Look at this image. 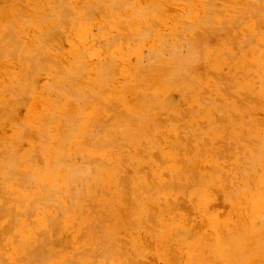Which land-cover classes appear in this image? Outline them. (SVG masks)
I'll use <instances>...</instances> for the list:
<instances>
[{
  "label": "bare ground",
  "instance_id": "6f19581e",
  "mask_svg": "<svg viewBox=\"0 0 264 264\" xmlns=\"http://www.w3.org/2000/svg\"><path fill=\"white\" fill-rule=\"evenodd\" d=\"M67 1H64V2H67ZM115 1H118L117 6H119L123 3L122 2L123 0H115ZM127 1H130V0H127ZM164 1H166V0H164ZM168 1H170V0H168ZM171 1H173V0H171ZM197 1H198V4L201 5L204 13L206 12V13H209L210 15L216 14L214 16L215 19H216V17L217 18L220 17V14L222 12L224 14L228 13L229 16H231L230 17L231 24L229 22V26L231 25L232 29H234L238 24L240 25V23H241L243 26V30H241V31L237 30V32H236V30L235 31L230 30V27L228 28V26H226L228 22L225 23V19H223L224 17L226 19H228L229 16L227 15L228 16V18H227L226 16H223V14H222V19L224 21L222 20V22H221L219 20L222 26L220 25V23H218L220 25V27H222V28H218V29L204 28L205 30L202 29L203 27L200 28L199 27L200 25H202L204 23H205V25L207 24L205 21L209 18V16H208L207 19L203 21L204 23L201 22L202 19L200 20V24L198 23L199 21L197 20L198 22H196V23H197V26H198V24H199V26L198 27L196 26V28L198 29V31L195 30V27H192V26L196 25V23L194 21L195 18H194L192 20V21H194V23H191L192 26L189 25L191 27L184 29L185 30V32H183L184 35L181 34V30H179L178 27L174 26L175 24L172 25L173 27L170 26L169 27L170 29L168 28L170 30L169 32H167V33H170L169 35H167V34L163 35L165 33H161L162 30L160 31L159 28H161V29L165 28L164 26L161 27V25H162L163 21L166 22L168 20L166 16H168V12H170V11H167V10H170V9H168L165 6V3L162 0H153L152 2L149 1L146 3L145 6L144 5L142 7L136 6V8L138 10L136 8L131 9L130 14L128 16L129 20L131 21V24H129V26L127 28L123 27L121 29V31H117L118 32L117 39L113 38L114 39L113 42H111V43L107 42V44L104 45V46H111V48L107 47L108 48L107 50L105 49L106 47L104 48L106 50V52L103 50L104 53L110 55V58L108 57L109 58V64H108L109 66L107 68V71H109L110 73H108L107 71L105 72L104 69L102 70V68H99L100 67L99 66L96 71L99 74L98 77H100L101 80L99 79L100 81H98V80L92 81L86 77L82 78V75L85 74L86 70L87 71L89 70L88 66H86V67L81 66L79 69H77L78 71H75V72H72L70 70L71 68H69V67H67V68L61 67L64 70L61 69L62 71L60 73H57V71H56V75L52 80L53 84L46 86L45 89L43 88L41 90L42 92L45 91L46 97L44 98L45 100H43L42 103L40 102V106H39L40 117L45 115L44 112L47 111L45 118L51 119L52 121L50 120V123L58 122L57 124L59 125L58 128L60 131V135L58 137L60 138V142L64 141L67 144L68 142H70V141H68V140H70V137L73 136L74 134H76L77 129H78L79 133L88 132V129H87L88 126L95 123V124H97L98 127H96V129L93 128L94 131H97L99 126H100V128L102 127V130L101 129H100L101 131L98 130V132L95 134L98 135L99 137H101L102 135H103V137H105L104 136V128H105V130L107 131L106 134L110 135L112 138L114 136L116 137V142L114 141V143L113 142L112 143H113V145L116 143V147L118 145V148L114 147V148H116L115 149V158L111 155L110 156L106 155V153L104 152L106 150V149H104V146H106V145L108 146V143H110L111 140L108 141V143L106 141H105V143L104 142L101 143V142H99V140H101L102 137L99 139V137L96 136L95 134L91 136L89 134L91 131L89 133H85L87 139L85 140L86 137H84V142H81L80 140L76 141V144L78 146H80L81 149H83V147H85L84 146L85 142H88L89 144H91V145H89V144L88 145L91 147H94V148L96 146L100 147V144H101V150L99 151L100 152L99 161L97 163H95L94 161H93L94 163H91V164H94V166H96L95 164H97V165L99 164V166L96 167L95 170L93 169L95 167H93L91 169L92 165L89 164L90 162H88V161L92 160L91 158L87 157L88 160H84V158L86 157L84 155L85 157H83V160H84L83 163L86 161L88 164L87 163L83 164L81 161L82 164L80 166V165H78V164H80V161L75 163V160L77 158H79V156L77 157L73 154L76 158L74 157V159H72L73 156H72V158H70V157L68 158V156H66V154L60 150V147L57 148V152L54 153L55 165L53 164L54 165L52 167L53 172L51 173V175L54 174L55 176H57V174H58L57 170H59V172H61V176L65 180V183L68 184V189L69 190L74 189L75 191L70 190L71 192L73 191L71 193V198L69 196L65 197V195H63L65 193L62 191L66 192V189L62 190L61 192L58 190L55 191L56 188L54 186H56V185H54L53 188H55V189L51 188V190L53 189L54 191H50V193L47 192L48 193L47 195L51 194V192H52V194H51L52 197H51V195H49L50 199H49V196L47 198L51 202H54V200H55V203H56V204H54L55 207L53 205L54 210H50L52 205L50 204L51 202L48 203L49 202L48 200H46V202H44L45 200L43 202L42 201L40 202V201H38V199H36L34 201L32 199V201L34 203L30 202L32 204V206L30 204L29 205L30 207H28L23 200L18 199L17 204L25 207L27 212L29 211L28 213L25 212L26 214H24V215H26L27 217L25 216L24 219L27 220L28 222L29 221L31 222L30 223L31 230H33L35 228L36 233H37V237L39 240L35 244H33V241L31 243L25 244V246H24L25 252L23 253V257L21 259V262H23V264H42L43 262H45L44 261L45 259L49 261L48 257H50V256H48V254H50L49 252L54 251L53 247L50 248V246H52V244L54 243V239L56 237H59L58 234L63 231L62 229H66V230L71 231L73 234V235H71L73 237V239L79 238V237H77V235H79L77 231H80V236L82 234L81 237H83L85 235V236L90 237V238L96 237L101 241H105L103 248L102 247H98L99 249L97 248L98 251H100L101 248L103 249V251H102L103 253L100 252V254L102 253L101 254L102 258L103 257L105 258V259L103 258L104 264H119L118 262L111 261V257L114 256L112 254V253H114L113 242L118 241V240H115L116 239L115 238L116 233L114 234L111 232L114 229L119 228L117 225L119 224L120 220H121V223L119 224V226L120 225L123 226L124 221L127 220V217L123 216L126 220H122L121 217L116 219L115 218L116 216H113V218L116 219L115 220L112 218V215H114L117 212L116 211L117 206H120L123 204L122 201L124 200L123 198H125L127 196L126 194H128V196L132 195L133 191L131 192L132 189L130 188V185H134L136 179H137L139 187H142V189L144 190V192H142V195H143V193L145 195H147V197L144 201H149V205L147 204V205L143 206L140 203L141 201L137 200L135 203V207L138 209L144 210V212L146 213V219L149 218V215L151 216L150 213H153V212L155 213V214L153 213L154 220L151 219L152 220L151 224H149L150 220L147 221L144 218V220H146L148 226L151 227L150 225H154L155 229H157V228L160 229V227L162 228L161 222H164L166 224L171 223V225L175 229V234H174L175 236L174 237L172 236L173 234L171 236L164 237V243L166 244V246L168 248H174V244L180 246V243L182 241L177 242L175 240V238H177V237L184 236V237H187L188 239L196 237L195 236L196 233H194L193 236L191 235L193 233V231H195V229L192 228L193 226L191 227L193 229V230L191 229L192 230V231H190L191 233L189 232L188 228L184 227L185 225L181 226V223L179 221V219L181 218V212L179 211V208L181 206H183L187 209L188 214H190V210H194L197 208L202 213L204 218L210 217L209 221L212 225V228H214V232H215L217 229V216L213 212L215 211L214 208L217 207L216 205L218 203L220 205V202L226 203L228 201L234 202V203H238V202L242 203V201H245L247 199L245 194L243 195V191H245L244 188L251 186V184L252 185H261L262 184V181L257 176H258V174L264 173V134H260L261 141L259 143V146L257 145L258 151H257L256 157L253 158V161L250 160V157L247 156V153L245 155V153L242 151L243 147H240L241 150L238 149L239 153H240V151H242V154L241 153L239 154V153L234 151L236 145H235V143H233V145H232V142L229 140V136L230 137L235 136L237 132H240L242 130V128L244 129V127H246V126H248L250 128L249 130H253L254 128H259V126H261L260 122L258 121L259 119L256 120V118L253 116V113L257 110H261L264 108V105L260 101V99L264 100V0H209L210 4L208 2L205 4V2H203L202 0H197ZM173 2H175V1H173ZM189 2H190V0H189ZM215 2H219V4L218 5L216 4V6H215L214 5ZM134 3H136V1ZM213 5H214V7H213ZM61 6H64V8H65L66 4H63ZM217 6H219V7H217ZM122 7L124 8V6H122ZM61 8H63V7H61ZM5 9H7V8H5ZM190 9H194V8H190ZM216 10H218V12L221 11V13L220 12H219V14H218V12L216 13ZM119 11H120V9H119ZM70 12H69V15L72 13V12L71 13ZM191 12H189V13H191ZM120 13H122V12H120ZM192 13H194V12H192ZM56 14H57V12H56ZM73 14L74 13H72V15ZM88 17H90V16H88ZM190 17H191V15H190ZM125 18H127V16H125ZM128 18H127V20H128ZM210 18H212V17H210ZM220 19H221V17H220ZM129 20H128V23H130ZM210 20H213V18ZM217 21H218V19H217ZM119 22H122V21H119ZM166 24H168V23H166ZM224 24H226V25L223 27ZM122 25H127V24H125L123 22ZM177 25H178V23H177ZM239 25H238V27H239ZM73 27H75V25H73ZM76 27H77V25H76ZM184 27H186V26H184ZM67 28L69 29V27H67ZM10 29H11V27H10ZM72 29H74V28H72ZM158 29L160 32H157ZM186 30H188V31H186ZM189 31L191 33L194 31L195 34L192 33V35H191V33L190 34L187 33ZM204 31H206V32H204ZM208 31H211V32H208ZM151 32H155V34L150 35ZM185 33H186V35L189 34L188 37L185 36ZM180 36H181V38H180ZM13 41H15V40H13ZM239 44H243L244 46L238 47ZM208 46H215L218 49L215 50V53L212 56H209L207 58V55L205 54L206 52H204V49ZM101 48L103 49V47H101ZM109 48H110V50H109ZM183 48H185V49H183ZM82 49L84 50L83 52H85V51L89 50L90 48L87 49L86 47H84ZM235 49L238 53L237 52L234 53L235 57L233 58L231 55V54H233V52L232 53H229V52H231L232 50L234 51ZM183 50H185V51H183ZM83 55H84V53H83ZM83 55H82V57H83ZM133 57H135L136 62L134 63V66L132 67L130 65V63H131L130 60ZM231 58H232V60H231ZM229 59H230V62H229ZM233 59H235V60H233ZM75 61H81V60L79 59V60H75ZM119 61L122 64L121 63L119 64L118 63ZM57 64L58 63H56V65ZM225 64L231 65V68H237L238 70L241 71V73H242L241 78L243 79V83L239 84V80H237L235 77H231L230 74H224V71H222V65H225ZM150 67L151 68L161 67L166 71V74H162L159 71V69H156L155 75L154 74L151 75L150 73L144 74V72H142V71H144V69L147 68L146 70H148ZM119 68L121 70L118 73L124 74L126 76V82L123 85L112 84L111 82L108 81V79H105V78H104L105 80L102 79L104 76L108 77L107 75L114 74L113 72L119 71L118 70ZM200 68H202L201 71H200ZM47 69H48V67H47ZM47 69H46V71H47ZM42 70H44V69H42ZM116 72H115V77L117 75ZM34 74H35V72H34ZM79 77L82 79H80ZM110 80H112V79H110ZM200 85L203 86L202 89L199 87ZM256 85L259 86L258 91H256ZM109 87H111V88H109ZM174 90H177V93L180 91L179 93H181V94L185 93V91H190L192 96H191V99L189 100V109L188 110L180 109L178 105H175L172 103L170 91H172V93H173ZM181 94H180V96H185V95L189 96L186 93L184 95H181ZM42 95L44 96L45 94H42ZM106 95L107 96L109 95L107 97V98H109V99H107L108 103L106 102L107 100L106 101L103 100L104 101L103 102L100 99L102 97H106ZM97 96H102L100 98L98 97L101 101L98 98H96ZM129 97H131V100L128 102ZM69 98H73L74 101L76 99L77 101H80L81 104L75 103L74 101L70 102ZM232 98H234L236 100H233ZM49 100H51L52 103H50L51 101L49 102ZM109 100H111V101L109 102ZM230 100L232 101V106L234 108L239 109L241 112H243L242 114H240V116L238 115V117H236V115H235L236 113L229 110V108L231 107ZM24 101H25V99H24ZM96 101H99L100 103L96 102ZM90 107H94L92 112H89ZM120 109L121 110L123 109L125 111L126 115H124V113L122 112L124 119H123V116L121 115L122 113H121ZM159 110H164L166 112V114H169V113L172 114L173 117H172L171 123L174 127H176V130L179 129L180 134H182L181 136H179V134H178L179 132H177V134H175V135L169 134V132H168V134L172 135L173 138L168 137L169 139L167 138V139L159 140V139H156L154 137L155 133L154 134H152V133H153V131L155 132V128H157L160 125V122L158 120H156L157 114L160 112ZM110 111L115 112V113L117 111V113L112 114V113H110ZM119 112H120V114H119ZM108 113L112 114V115H110L111 117L113 115L115 116L118 114L121 116L120 118L122 120L121 119L118 120L116 118L114 119V116H113L114 120L112 118H109L110 119L109 122L104 121L103 118L105 116H107ZM140 113L142 114V116L139 117L140 118L139 119L138 117H136V115L140 114ZM5 115H7V114H5ZM5 115H4V117H6ZM11 116L12 115L9 116L10 120H12ZM242 116L244 117V119L239 120V117H242ZM249 116H250V119H247ZM4 117L1 119V122L4 119ZM137 119H139V123H138ZM13 120H12V122H13ZM111 120H112V122H111ZM46 121H48V120H46ZM142 121H143V123H141ZM251 121H256V122L251 124L250 123ZM104 122H105V124H104ZM25 124H27V122ZM48 124L49 123L47 122V124H46L47 126H45V129H47ZM49 125H51V124H49ZM61 126H63V128ZM24 129H26V128H24ZM45 131L47 132V130H45ZM68 131L70 132V135L67 133ZM94 131H93V133H94ZM22 132H24V130ZM99 132H102L101 136H100ZM242 132H244V131H242ZM242 132H241V137H240L242 139H240V141L248 142L249 143L248 146H249L250 150H252L255 147V144H254V147H252V144L254 143L252 141V140H254V138L252 139V136L250 134L252 132H250V131H247L244 133H242ZM43 133H45V132H43ZM43 133H42V137L44 139V142H42V143L45 145V142L49 141V139H47V137H45L46 135L45 134L43 135ZM87 134H88V136H87ZM150 134H152L153 136H151V139H147L146 143H143V141L138 139L142 135L150 136ZM23 135L25 136L26 133H23ZM29 135H31V134H29ZM40 136H41V134H40ZM147 136H145V137H147ZM20 137L23 138L22 135ZM20 137H19V139H21ZM115 137L113 138L114 140H115ZM35 138H36V135H35ZM97 138H98V141H97ZM32 139H34V138L32 137ZM35 140H38V139H35ZM35 140H34V142H35ZM106 140H107V138H106ZM129 140L131 141L132 144H134V148L136 149V151L141 146H143V150H144L145 145H143V144H147L150 147H153L154 145H159L160 143L166 144L168 150L164 151L163 148H161V146H160V148H158L155 152H152L151 148L148 149L147 152L145 151L146 156H147L146 159L147 160L152 159V160L148 161V162H142L139 158H137L136 162H137V165L139 167L137 169H135V172L132 173L133 177H131L132 176L131 174L129 176L127 175V171L125 172V170H127V169H126V167L123 166V163H125V160H127V158L125 157L124 151L122 149V148H124L123 141L126 142ZM137 141L140 143L139 148H137V146L135 145V142H137ZM94 142H97L98 144L99 143L100 144L95 145ZM48 145H46V150H47ZM54 145H56V144H54ZM67 145H69V143ZM67 145L65 146V149L62 147H61V149H64V151H66ZM179 149L181 150V152L178 151ZM67 150H68V148H67ZM224 150H226V151L229 150V151L224 152ZM35 152L36 151H34V153L29 152L27 154V157L25 155L26 158L24 159L23 162H25V160L28 158L30 160L31 159L33 160V158L37 159V156L39 157L40 154L45 153V150H44V152L38 151L40 154L38 152L37 153H35ZM52 152H53V150H52ZM137 152H135V153L138 154ZM202 152L204 153V155H202ZM16 153H18V152H16ZM76 153H78V151H76ZM86 153L88 154L89 150ZM8 154L10 155L9 152H8ZM104 154L106 155V158H108V159H106V160L101 159V156ZM11 155H13V154H11ZM88 155L92 156V154H90V153ZM222 156H224V157H222ZM4 157H5V155H4ZM4 157L3 158L1 157V158L5 159ZM6 158L7 159L5 160V162L2 161V162H4L3 165L0 166V170H3V172L2 171L0 172V206H2V208H0V220H3V218L4 219L8 218L9 219V220L7 219L8 222H21V218H23L22 217L23 213L20 214V216H18L17 214H14V208H13L14 205H11L10 207H6V206H4V202H5L8 194H10V193L14 194V195L16 194L12 190L13 187H23V185H21L22 182H23L22 184L27 185V183H31V182L35 181L37 179V176L35 177L31 174V172L25 171V174L23 175V177L21 175H17V176L21 177V178L19 177V179H18L16 176V174H18V172H16V168L13 165L14 160L12 158H14V155L12 156V158L9 156H6ZM52 158H50L51 159L50 164L52 163V160H53ZM223 158H224V160L226 158L229 161V163L227 165L220 163V161ZM95 159H97V158H95ZM79 160H82V158ZM102 160H103V162H101ZM14 162L16 163V161H14ZM168 162H171L170 165L168 164ZM197 162H201V163L203 162V163H205V165L207 164L210 168V171L206 167V169L209 171L208 174H206V175L204 174L205 176L200 175L198 177L199 180L194 181L195 190L198 189V192H197L198 196L196 193L192 197V199H189L190 194L187 195L185 193V188L189 184H191L192 180H194L192 177V173H193L192 171H193L195 166H198ZM34 163L36 165L35 161H34ZM41 164L43 165L44 163L42 162ZM102 164L104 165V168H106V171H105L106 174L103 172V175L100 177V181H99V178L96 177L97 182H94L93 178H90V176H91L90 172L93 171L94 172V173L92 172L93 174L98 173L96 171H99L102 168ZM84 165H86V167ZM87 165H89V166H87ZM200 165H202V164H200ZM51 166H52V164H51ZM54 167H56L55 170H54ZM83 167H84V169H83ZM87 167H89L90 169ZM36 168H38V165ZM86 168H87V170H85ZM104 168H103V170H104ZM204 168H205V166H203V169ZM128 170H129V168H128ZM198 170H196V171H198ZM62 171H64L63 175H62ZM82 171H84V172H82ZM123 171L126 173V175H123ZM87 172H89L90 174H88ZM200 172L198 174H200ZM21 174H23V173H21ZM79 175H81L82 178L81 177L78 178ZM86 175H87V177H86ZM122 175L127 177V180H124L125 182L123 184L128 185L127 188H128V190L130 188L131 194H129V192H126L127 189L125 191V189H124L125 187H123V185H122L123 188L121 187L120 182L123 181ZM134 175H136V179L134 178ZM45 176H47V174H45ZM123 179H125V177ZM98 181H99V183H98ZM24 182H26V183H24ZM76 186L78 188H75ZM38 187H40V186H38ZM42 187H44V188H42ZM42 187H41V190L43 189V191H46V190L49 191V189H46V186H42ZM57 187L59 188L58 184H57ZM20 189H22V188H20ZM30 189L33 190V188H31V187H30ZM121 189H123L126 192L125 193L126 196L124 195V193L122 194L123 190H121ZM190 189H193V188H190ZM251 189H253V187ZM27 190H29V187L25 191H27ZM159 190H162V191L168 190V192H169V190L171 191L170 196L172 199L171 198L170 199L172 201L171 203L174 206L172 204H167V205H172L171 207L169 206V208L171 209V212H172V215L174 216V218H176L175 221L171 220V216H169L170 214L167 216L168 218H166V219L164 218V217H166L165 215H167V213L165 214L164 210H168L167 209L168 207L164 205V207L166 209L163 210V209H161L163 207L160 208V206H161L160 205V198L157 196L158 193H160ZM135 191L136 192L138 191V195H141V191L139 194V190L135 189L133 192L134 196H137V195H135V193H136ZM53 193L56 195H54ZM1 194H2V196H1ZM69 194L70 193H68V195ZM166 194H168V193H166ZM142 195H141V197H142ZM15 196H17V195H15ZM54 196L55 197L57 196L58 202L56 201ZM60 196H62V200H64V197L67 199L69 197L68 202L70 201L69 204L71 206L69 205L67 208H64L62 206L64 209H61V210L59 208L57 209V207H61V206H58L59 201H60ZM2 197H4L5 199ZM127 198L128 197H126L125 199H127ZM130 198H133V197H130ZM67 199H66V201H67ZM142 199H144V197ZM170 199H168L167 202H169ZM133 200L135 201V199H133ZM163 200L164 199L161 198V201H163ZM131 201L128 198V202L131 203ZM193 201H195V203H193ZM218 201H220V202H218ZM250 201H251V204L253 206L255 213H257L259 210H261V214L264 213V200L263 199L258 198L256 195H254V196H252ZM79 202L84 203L83 204L84 206L80 209H78V207H79L78 203ZM163 202H162V205H163ZM182 202H183V204H182ZM39 203L40 204L44 203L43 206H45V207L44 208L41 207L38 209ZM73 206L74 207L76 206L75 210L79 214V216L76 218V220H74L75 223L71 219L67 218V213H66L69 210V207L71 208ZM103 206H105L104 207L105 212L103 214H101L102 212L100 213L99 210ZM150 206H151V208H150ZM84 207H87V209ZM128 207L129 208L134 207L133 202L131 204V207L130 206H128ZM128 207H126V208H128ZM226 207L229 208L230 206L227 205ZM55 208L57 209L56 212H55V210H56ZM120 208L121 207H119L118 210ZM129 208L127 209L128 213H129ZM136 208L134 209V211L137 210ZM224 208H225V206H224ZM224 208H222V209L224 210ZM231 209H234V208L232 207ZM48 210H50V213L52 215L48 216L46 214V213H48ZM75 210L73 209V211H75ZM225 210H227V209L225 208ZM225 210H224V212H225ZM131 211L133 212V209H130V212ZM150 211H152V212H150ZM99 213L101 215H103V217L101 215L99 217L98 216ZM135 213H133V215ZM223 213H222V216H224ZM45 214L47 216H45ZM55 214L56 215L58 214V215L56 216ZM80 214L85 216V218L80 217ZM116 214L119 215L118 213H116ZM126 214H127V212H126ZM184 214L186 215V211ZM187 216H189V215H187ZM28 217H29V219H28ZM131 217H132V214H131ZM136 217H138V216H136ZM111 218L114 221L118 222V224H116L117 227H114L115 226V224H114V226H113L114 228L111 227V229H110V227H108L106 230V224L109 220H111ZM134 218L135 217H133L132 219H134ZM142 218H140V219H142ZM190 218H191V216L189 218L187 217L188 220L185 222H188V221L191 222ZM135 220L136 219H134L132 222H134ZM142 220H141V222H142ZM144 220H143V222H145ZM111 221H109V222L111 223ZM122 221H123V223H122ZM85 222L87 224H89V226L87 228L88 230L86 229L87 232L86 231L84 232V226L86 225ZM109 222H108V224H109ZM146 222H145V226L147 225ZM190 222H188L186 224L188 225ZM192 222H194V221L192 220ZM242 222L244 223V221H242ZM5 223L7 225V222H5ZM135 223H137V221H135ZM261 223L262 224L264 223V218L262 216L260 217L258 224L260 225ZM258 224L256 225L255 228L259 227ZM262 224L260 225V227L262 226ZM6 225L0 226V242H2L4 239H6L8 237V234L5 233V229H4L6 227ZM94 225H95V228H94ZM128 225L129 224H127V226ZM136 225L138 226V224H136ZM140 225H143V224H139V226ZM96 226H97V228H96ZM120 228L123 229L124 227L123 228L120 227ZM120 228H119V230H120ZM130 228L132 229V227H130ZM137 228H135V230ZM198 228H199V225H198ZM245 228H247V227L245 226ZM96 229H99L100 231L97 232ZM146 229H147V226H146ZM110 230H112V231L110 232ZM149 230L154 231L150 228H149ZM243 230H244V226H243ZM157 231H158V229H157ZM123 232H124V229H123ZM132 232L134 233V231H132ZM199 232L200 233H198V232L197 233H198V235L201 236V239H200L199 243L197 245L193 246V248H192V251L195 254H197V256H196V258H194L192 260V262L190 264H207V260L204 258V253H206L208 251H210L211 253L216 251L217 243L215 241L214 236L211 239L210 237H208L207 234L201 232L200 230H199ZM118 235H120V234L118 233ZM219 235H220V237L218 240H220V242H219L218 248H221L223 251H227V253L233 252L239 241H241V243H243V246H244V247L242 246L243 248H245V246H248V241H250V239L249 240L247 239L250 237L246 238L247 232L245 230L243 232L241 231V233L238 234L235 238H234L235 235L232 236L233 237L232 239H231V237H228V236H230L229 230L226 233V235H225L224 230H221ZM260 235H257V236L260 237ZM85 236H84V238H85ZM26 237H27V235L22 234V239L26 238ZM84 238H81V239H84ZM255 238H257V237H255ZM98 239H96V240H98ZM123 239H124V237H123ZM125 239H127V238H125ZM233 239H234V241H233ZM186 240L187 239H185V241ZM252 240H253V238H252ZM70 241H73V244H75L74 240H70ZM101 241H99V243H101ZM93 242H94V239H93ZM97 242L98 241H96V243ZM123 242H124V240L122 241V245H123ZM263 242H264V240H263ZM89 243H91V242H89ZM102 243H104V242H102ZM70 244H72V243L70 242ZM73 244L71 246H75ZM115 244H117V243L115 242ZM137 244H138V242H137ZM251 244L252 243H250V245ZM23 245H24L23 242H21L20 246L23 247ZM119 245H120V243H119ZM119 245H118V247L116 245V248L115 247L114 248L119 249ZM130 245H132V244L130 243L129 245H126L127 247L125 248V250H123L124 249L123 247H125V242H124V246L122 247L123 248L122 250L124 251V253L123 252L121 253V251L120 252L115 251V252H117L118 255L121 257L122 256L128 257V255H129V257H128L129 259L126 257L128 259L127 260L128 264H130V263L131 264H139V261L137 262L135 260L137 257V255H136L137 254L136 244L133 243L132 246H130ZM184 245H185V242H184ZM258 245H260V243ZM84 250H88L87 252H89V248L88 249L85 248ZM84 250L82 249V251H84ZM93 250L95 251V249H93ZM97 250L95 252L92 251L93 254H92V252L91 253L89 252L88 254L91 256H88L86 254L87 252H85V253L77 252L78 253L77 255L81 256L82 254H86L85 255L86 258L93 257V256L95 258H98V256H100V255L97 256V254H99L97 252ZM119 250H121V249H119ZM193 252H192V254H193ZM79 253H81V254H79ZM166 254H167L168 260L170 258V260H169L170 263H172V262L175 263L174 261L178 259L176 257H180V256H178L179 252L174 251V249H172V251H170V253H165V255ZM235 254L236 253H234V255ZM134 255H136V256H134ZM175 255H177V256L175 257ZM209 255H211V254H209ZM232 255H233V253H232ZM83 256L84 255H82V258H83ZM207 256H208V254H207ZM215 257H214V261L216 263ZM233 258H235V257H233ZM236 258L238 260L237 256H236ZM19 259H20V254L17 257V260H15L16 263ZM239 259H240V257H239ZM0 260H1V258H0ZM94 260H95L94 261V264H95L96 259H94ZM229 260H231V259H229ZM3 261L4 260L2 258V261H0V262H2V264L6 263V260L4 262ZM70 262H71V260H70ZM70 262L68 264H70ZM112 262H114V263H112ZM223 262H225V261H223ZM237 262H235V263H237ZM75 263H77V262H75ZM144 263L145 262L142 263L140 261V264H144ZM176 263L178 264V262H176ZM211 263H212V261H211ZM259 263L261 264V262H259ZM259 263H257V264H259ZM10 264H12V263H10ZM62 264H67V263H62Z\"/></svg>",
  "mask_w": 264,
  "mask_h": 264
},
{
  "label": "rangeland",
  "instance_id": "374dc122",
  "mask_svg": "<svg viewBox=\"0 0 264 264\" xmlns=\"http://www.w3.org/2000/svg\"><path fill=\"white\" fill-rule=\"evenodd\" d=\"M64 1H67V0H63V1L62 0H0V113H1L0 114V158L1 157L3 158L5 155V157H4L5 159H2V158L0 159V166L3 165L5 160L8 158V157L6 158V156H9L12 158V156L14 155V158H12V159L14 161H16V163L13 161V165L16 168V172H18V174H16V176L21 175L23 177V175L25 174V171L31 172V174L35 177L37 176V179L35 181L31 182L32 184L27 183V185H26V184H22L23 183L22 182L21 185H23V187H13L12 190L14 193H16L15 195H17V196L10 193V194H8V196L6 197V200L4 202V206H6V207H10L11 205H14L13 206L14 214H17L18 216H20V214L23 213V215H22L23 218H21V222H8V220H9L8 218H5V219L3 218V220H0V226L1 225L5 226L6 225L5 222H7V225L4 229H5V233L8 234V237L6 239H4L2 242H0V258H1L0 261H2V258L4 261L6 260V263H4V264H7V263L8 264H10V263H12V264H23V262H21V259L23 257V253L25 252L24 251L25 244L31 243L32 241H33V244H35L39 241L35 228L34 229L32 228L33 230H31V226H30L31 222L30 221L28 222L27 220L24 219L26 216L24 214L28 213L29 211L27 212L25 207L17 204L18 199L23 200L26 203V205L28 207H30L29 205L36 199H38V201H40V202L41 201L43 202L44 200H45L44 202H46V200H48L47 197L52 194V192H51V194L47 195L48 194L47 192L50 193V191H54L53 189H55V188H56L55 191L58 190L60 192L64 189H66V192L62 191L65 193L63 195H65V197L69 196L71 198V193L73 191L71 192L70 190H74V189H70V190L68 189V184L65 183L64 178L61 176V172H59V170H57L58 171L57 176H55L54 174L51 175V173L53 172L52 167L55 165L54 153L57 152V148L60 147V150L63 153H65L66 156H68V158L69 157L72 158V156H73L72 159H74L75 156H77V157L79 156V158H77L78 160L77 159L75 160V163L80 161V164H78L80 166L83 163V161L88 160V158L92 159V160L88 161V162H90L89 164L94 163V162L97 163L100 159V152H99L101 150V144L100 143H99L100 147L96 146L94 148V147L89 146L91 144H89L88 142H85L84 143L85 147H83V149H81V147L76 144V141L80 140L81 142H84V137H86L85 133H89L91 131L92 133L90 132L89 134L92 136L95 133H97L98 130H100V129L102 130V127L100 128V126H99L98 130L94 131L93 128L96 129V127H98V126H97V124L93 123L92 125L88 126V128H87L88 132L79 133V131L77 129L76 134L71 136L70 140H68V141H70V142H68L69 145H67L68 143L66 144V142H64V141L60 142V138L58 137L60 135V131L58 128L59 125L57 124L58 122L50 123L51 119L45 118L47 111L44 112L45 115L40 117V109H39L40 102L42 103V101L45 100L44 98L46 97L45 91L42 92L41 90L43 88L45 89L46 86L53 84L52 80L56 75V71H57V73H60L62 70H64L62 68H67V67L71 68L70 70L72 72H75V71H78L77 69H79L81 66L82 67L88 66L89 70L88 71L86 70L85 74L83 73L85 76L82 75V78L86 77L92 81H96V80L100 81L101 79H100V77H98L99 74L97 73L96 70L100 66L99 68H102V70L104 69V71L106 72L107 68L109 66L108 64H109V58H110V55L104 53V51L106 52V50L108 49L107 47L111 48V46H104V45L107 44V42L108 43L113 42V40H114L113 38L117 39V35H118L117 31H121V29L123 27L127 28L129 26V24H131V21L128 18L131 9L136 8V6H139V7L140 6L142 7L143 5L145 6L147 2H149V1L152 2L153 0H130V1L123 0L122 1L123 3L119 6H117L118 1H115V0H68L67 2H64ZM135 1H136V3H134ZM162 1L165 3V6L168 9H170V10H167V11H170V12H168L169 17L166 16L168 20L166 22L163 21L162 25H161V27L162 26L165 27V28L163 27L165 30L158 27L160 29V31L162 30L161 33H165L163 35H166V34L169 35L170 34L167 32L170 31L169 27L170 26L173 27L172 26L173 24H175L174 26L178 27V29L181 30V34L184 35V33H183V32H185L184 29L191 27L192 26L191 23H194V21H195V23L199 21L198 23L200 24V20L202 19L201 22H203L204 20L207 19L208 16H209V18L205 21L207 23L206 25L204 22H203L204 24H202L200 26L198 24V26L200 28H202V27H203L202 29H204V28H212V29L222 28V27H220V25H221L220 21L222 22V20L225 19V23H227V22L228 23H227V25L224 24L223 27L226 25V26H228V28L230 27V30H232V31L236 30V32H237V30L238 31L243 30V26L241 23H240L241 26L238 24L239 27L237 25L236 26L237 28L235 27L234 29H232L231 25L229 26V22L231 21V19H230L231 16H229L228 13L227 14L225 13L226 14L225 15L223 12L221 13V11H219L221 13L220 14L221 19H220V17H218V18L216 17V19H215L214 16L216 14L210 15L209 13H206V12L204 13L201 5L198 4L197 0H190V2H189V0H187L188 2L186 0H173L175 2H173L171 0L170 1L162 0ZM202 1L205 2V4L207 2L210 4L209 0H202ZM61 2L63 4H66L65 8H64V6H61V5H63ZM216 4L218 5L219 2L214 3L215 6H216ZM214 5H213V7H214ZM122 6H124V8ZM61 7H63V8H61ZM217 7H219V6H217ZM5 8H7V9H5ZM190 8H194V9H190ZM119 9H120V11H119ZM69 10L74 14L72 15V13ZM191 11L194 13H192ZM56 12H57V14H56ZM69 12L71 13L70 15H69ZM120 12H122V13H120ZM189 12H191L192 14ZM217 12H218V10H216V13ZM219 12H218V14H219ZM189 14L191 15V17ZM222 14H223V16H226L227 18L229 16V18L226 19L224 17L222 19ZM124 15L127 16L130 23H128V20H127V18H125ZM88 16H90V17H88ZM210 17H212L214 21L210 20V19H212ZM193 19H194V21H192ZM217 19H218V21H217ZM119 21H122V22H119ZM123 22L127 25H122ZM166 23H168V24H166ZM177 23H178V25H177ZM218 23H220V25ZM230 24H231V22H230ZM73 25H75V27H73ZM76 25H77V27H76ZM189 25H191V26H189ZM184 26H186V27H184ZM196 26H197V23L195 26H192V27H195V30L198 31ZM10 27H11V29H10ZM67 27H69V29ZM72 28H74V29H72ZM159 29L157 32H160ZM186 31H188V30H186ZM204 32H206V31H204ZM208 32H211V31H208ZM187 33L190 34L191 32L189 31ZM192 33L195 34L194 31ZM192 33H191V35H192ZM154 34H155V32H151L150 35H154ZM188 35H186V33H185V36L188 37ZM180 38H181V36H180ZM12 39L15 41H13ZM239 46L243 47L244 45L239 44L238 47ZM84 47H86L87 49H89V48L90 49L83 52L84 50L82 48H84ZM101 47H103V49ZM110 48H109V50H110ZM183 49H185V48H183ZM216 49H218V48H216L215 46L206 47L204 49V52H206L205 54L207 55V58L209 56H212L215 53ZM183 51H185V50H183ZM234 51L232 50L231 52H229V53L233 52V54H231L233 58L235 57L234 53L237 52L236 49ZM83 53H84V55H83ZM82 55H83V57H82ZM79 59L81 61H75V60H79ZM231 60H232V58H231ZM233 60H235V59H233ZM130 61H131L130 65L133 67L134 63L136 62L135 57H133ZM229 62H230V59H229ZM56 63H58V64L56 65ZM118 63L120 64L121 62L119 61ZM47 67H48V69H47ZM42 69H44V70H42ZM46 69H47V71H46ZM146 69H144V71H142V72H144V74L150 73L151 75H153V74L155 75L156 69H159V71L162 74H166V71L161 67H158V68L157 67L156 68L150 67L148 70H146ZM118 70L119 71H117V72L115 71L117 74L116 77H115V72H113L114 74L107 75L108 77L104 76L102 79L103 80L108 79V81L111 82L112 84L123 85L126 82V76L124 74L118 73L121 70L120 68ZM201 70H202V68H200V71ZM222 71H224V74H230L231 77H235L237 80H239V84L243 83V79L241 78L242 73L237 68H231V65L225 64V65H222ZM34 72H35V74H34ZM107 72L110 73L109 71H107ZM82 78H80V79H82ZM110 79H112V80H110ZM199 87L201 89L203 88V86H201V85ZM109 88H111V87H109ZM258 90H259V86L256 85V91H258ZM179 92L177 93V90H174L173 93H172V91H170V95H171V99H172L171 101L173 104L178 105L180 109L188 110L189 109V100L191 99L192 95H191L190 91H185V93L188 94L189 96H187V95L180 96L181 93H179ZM185 93H182L181 95H184ZM42 94H45V95L43 96ZM108 96L107 95H106V97L97 96L96 98L102 97L100 99L102 101L103 100L106 101L107 99H109V98H107ZM24 99H25V101H24ZM232 99L236 100L234 98H232ZM130 100H131V97L128 98V102ZM50 101L51 100H49V102ZM69 101L72 102V101H74V99L69 98ZM110 101L111 100H109V102ZM260 101L264 105V100L260 99ZM74 102L81 104L80 101H77L76 99ZM96 102H99V101H96ZM106 102L108 103V100ZM230 102H231V107L229 108V110L236 113L235 114L236 117H238V115L240 116V114H242L243 112H241L239 109L234 108L232 106L231 100H230ZM50 103H52V101ZM93 108L94 107H90L89 112H92ZM263 109L257 110L253 113V116L256 118V120L259 119L258 121L260 122L262 127L259 126V128H254L253 130H249L250 128L248 126H246V127H244V129L242 128V130L240 132H237L235 136H232V137L229 136V140L232 142V145H233V143H235V145H236L234 151L239 153V150H241L240 147H243L242 151L245 153V155L247 153V156L250 157L251 161H253V158L256 157V154L258 151V146H259V143L261 141L260 134H264V110ZM159 111L160 112L157 114L156 120H158L160 122V125L157 128H155V132L153 131V133L152 132L151 133L152 134L155 133L154 137L156 139H159V140L167 139L168 137L173 138V136L169 135V134L175 135V134H177V132H179V129L176 130V127H174L171 123L172 117H173L172 114L171 113L166 114V112L164 110H159ZM122 112L124 113V115H126L125 111L123 109L121 110V113ZM110 113L114 114L115 112L110 111ZM110 113H108L107 116H105L103 118L104 121L109 122L110 121L109 118L113 119L114 115L111 117L110 115H112V114H110ZM116 113H117V111H116ZM123 113L121 114L122 116H123ZM5 114H7V115H5ZM9 114L12 115L11 119L12 120L14 119L13 122H12V120H10ZM119 114H120V112H119ZM4 115L6 117H4ZM141 116H142L141 113L136 115V117H138V118ZM243 116L239 117V120L244 119ZM3 117L6 121L3 119L4 121L2 120V122H1V119ZM120 117L121 116L117 114L114 116V119L116 118L119 120V119H121ZM123 119H124V116H123ZM139 119H137L138 123H139ZM247 119H250V116ZM46 120H48V121H46ZM26 122H27V124H25ZM47 122L51 125L48 124L47 129H45V126H47L46 125ZM111 122H112V120H111ZM254 122H256V121H251L250 123L253 124ZM141 123H143V121ZM104 124H105V122H104ZM61 127L63 128V126H61ZM24 128H26V129H24ZM23 130H24V132H22ZM45 130H47V132ZM93 131H94V133H93ZM242 131L252 132V133H250L252 136V139L254 138V140H252L254 142L252 144V147H254V144H255V147L252 150H250V148L248 146V144H249L248 142L240 141V139H242V138H240ZM43 132H45V133H43ZM106 132L107 131L104 128V136L105 137H103L102 132H99L100 136L102 135L101 136L102 138L96 134L95 135L98 136L99 139L101 138V140H99V142H101V143H103V142L105 143V141L108 143V141L111 140L110 141L111 144L108 143V146L107 145L104 146V149H106V150L105 151L103 150V151L106 153V155H108V156L111 155L115 158V149L118 148V145L116 147V143L114 145H113V143H114V141L116 142V137L114 136L115 137V140H114L113 139L114 137L112 138L110 135L106 134ZM168 132H169V134H168ZM244 132H242V133H244ZM23 133H26V135L24 136ZM42 133H43V135L44 134L46 135L45 137H47V139H49V141L45 142V145L42 143V142H44V139L42 137ZM67 133L70 135L69 131ZM29 134H31V135H29ZM34 134L36 135V138H35ZM40 134H41V136H40ZM152 134H150V136L142 135L138 139L143 141V143H146L147 139H151V136H153ZM178 134H179V136L182 135V134H180V132ZM21 135L25 140L20 137ZM87 136H88V134H87ZM145 136H147V137H145ZM19 137L21 139H19ZM32 137L34 139H32ZM106 138H107V140H106ZM35 139H38V140H35ZM86 139H87V137L85 138V140ZM34 140H35V142H34ZM97 141H98V138H97ZM94 143H95V145L98 144L97 142H94ZM54 144H56V145H54ZM46 145H48L47 150H46ZM66 145H67L66 151H64ZM135 145L137 146V148L140 147V143L138 141L135 142ZM143 145H145L144 150H143V146H141L137 150L138 151L137 152L136 149L134 148V144H132L130 140L126 141V142L123 141V146L125 149L124 148H122V149L124 151L125 157L128 160V161L125 160V163H123V166L126 167L127 170H125V172L127 171L128 176L131 174L132 175L131 177H133L132 173L135 172V169H137L139 167L137 165V162H136L137 158H139L142 162H148V161L152 160V159L151 160L146 159L147 156H146L145 151L147 152L148 149L151 148V151L155 152L161 146V148H163L164 151L168 150L166 144H163V143L162 144L160 143L159 145H154L153 147H150L147 144H143ZM61 147L64 149H61ZM114 147H116V148H114ZM67 148H68V150H67ZM33 150L36 151L35 153H37L38 151L44 152V150H45V153L40 154L38 152L40 154L39 157L37 156V159L33 158V160L36 162V165H35L34 161L32 159L30 160L29 158L26 159L27 161L25 160V162H23L24 159L27 157V154L29 152L34 153ZM52 150H53V152H52ZM88 150H89V153L92 154V156H89L88 155L89 153L88 154L86 153ZM76 151H78V153H76ZM178 151L181 152L180 149ZM225 151L226 150H224V152ZM228 151H226V152H228ZM242 151H240L241 154H242ZM8 152L10 153V155L11 154H13V155L10 156L8 154ZM16 152H18V153H16ZM135 152H137L139 155L136 154ZM25 155H26V157H25ZM106 155L105 154L102 155L101 159H103V160L108 159V158H106ZM202 155H204L203 152H202ZM80 157L82 158V160H79V159H81ZM83 157H85L84 160H83ZM222 157H224V156H222ZM50 158L53 159L52 163H51L52 166L50 164V161H51ZM95 158H97V159H95ZM103 160L101 162H103ZM2 161H4V162H2ZM81 161H82V163H81ZM227 161L228 160L226 158H225V160L223 158L220 161V163L227 165L229 163V161L228 162ZM42 162L44 163L43 165L41 164ZM84 163H87V162L85 161ZM170 163L171 162H168L169 165H170ZM199 163L202 164L203 166H205V168L203 169V166L200 165ZM37 165H38V168H36ZM91 165H92L91 169L93 167H95V168H93L94 170L96 169V167L99 166V164L98 165L95 164L96 166H94V164H91ZM197 165L198 166H195L193 171H192L193 172L192 177L194 180H192L191 184H189L185 188V193L187 195L190 194L191 198L189 197V199H192V197L198 192V189L195 190L194 181L199 180L198 177L200 175L205 176L210 171L209 166L207 164L205 165V163H203V162L202 163L197 162ZM84 166L86 167V165H84ZM87 166H89V165H87ZM206 167L209 171L206 169ZM87 168H89V167H87ZM87 168L85 170H87ZM103 168H104V165L102 164V168L101 169L99 168L100 170L96 171L98 173L93 174L94 173L93 171L90 172L91 176L90 175L89 176H90V178H93L94 182H97L96 177L99 178V181H100V177L103 175V172L105 173V171H106V168H104V170H103ZM128 168H129V170H128ZM55 169H56V167H54V170ZM83 169H84V167H83ZM196 170H198L199 172L201 171L200 174H198L199 172ZM1 171L3 172V170H0V172ZM84 171H82V172H84ZM125 172L123 171V175H126ZM21 173H23V174H21ZM87 173L90 174L89 172H87ZM45 174H47V176H45ZM63 174H64V171H62V175ZM19 177L20 176H17L18 179H19ZM80 177L82 178L81 175L78 176V178H80ZM86 177H87V175H86ZM124 177H125V179H123ZM257 177L262 181V184L261 185H252L251 184V186L244 188L245 191H243V195L245 194L247 199L245 201H242V203H239V202L234 203V202H229V201L226 203H221L220 201H218V202H220V205H219V203L217 202L218 203L216 205L217 207L215 206L216 208H214L215 211L213 212L217 216V229L215 232H214V228H212V225L209 221L210 217L204 218L202 213L197 208L194 210H190L191 215L188 214L187 209L185 207L181 206L183 204V202H182V204L180 205L181 207L179 208V211L181 212V218L179 219V221L181 223V226L185 225L184 227L189 229V232L193 230L192 228H194L195 231H193V233L191 235L193 236V234L196 233V235H195L196 237L191 238V239H188L187 237H184V236L177 237V238H175V240L177 242L182 241L183 243L181 242L180 246L174 244V248H168L166 246V244L164 243V237L171 236L172 234H173L172 235L173 237L175 236L174 235L175 229L171 225V223L166 224L164 222H161L162 228L161 227H160V229L157 228L158 229V231H157V229L154 228V225H150L151 227H149L147 222H146V220L147 221L150 220L149 224H151L152 220H154V217H153L154 212L150 213L151 216L149 215V218L146 219V213L144 212V210L138 209L135 207V203L137 200L141 201L140 203L143 206L147 205V204L149 205V201H144L146 199L147 195H145L144 193L142 195V192H144V190L142 189V187H139L137 179H136V175H134V178L136 179L135 184L130 185V188L132 189L131 192L132 191L134 192V190L137 189V190H139V194L141 191L142 197H141V195H138V191L137 192L135 191L136 192L135 195H137V196H134L133 192H132L131 196L129 195L130 197H133V198H130L128 196V194H126L127 195L126 196L125 195L126 192H129V194H131L130 188L128 190V188H127L128 185L123 184L125 182L124 180H127V177L126 176H123V178L121 177L123 180L120 182L121 187L123 185V187H125L124 188L125 191L127 189L126 192L123 189H121V190H123L122 194L124 193V195L126 197H128L130 201L131 200L132 201L130 203V202H128V198L127 199H125L126 197L123 198L124 199V200L122 199L123 204L120 206H117V210H116L117 211L116 213H118L120 216L117 215L116 213L114 215H112V218H113V216H116L115 217L116 219L121 217L122 220H126L124 218L126 216L127 220L124 221L123 226H121V225L119 226V224L121 223V220L118 224L117 221L113 220L115 218H113V219L111 218V220L113 222L111 220H109V221H111V223L108 221L110 225L108 224V222L106 224V230L108 227H110V229H111V227L114 228L117 226L119 228L124 227L123 228L124 232H123V229H121V228H120V230H119V228L118 229L116 228L113 231L110 230V232L112 231L111 233H114V234L116 233V235H115L116 239L115 240H118V241L113 242V251L115 254L112 253L114 256L111 257V261L118 262L119 264H128L127 260L129 259L128 258L129 255H128V257L126 256L128 259L124 256L126 258L125 259L123 256L122 257L119 256L118 253L115 251H118V252L121 251V253L122 252L124 253L123 250H125V248L127 247L126 245H129L130 243L133 245V243H134V244H136V252H137L136 255L138 257V258L136 257L135 260L137 262L139 261V264H140V261L142 263L145 262L144 264H146V263L147 264H172L173 262L172 263L169 262L170 258L168 260L167 254L165 255V253H170V251H172V249H174V251H178L179 252L178 256H180V257H176L177 255H175V257L178 258L177 260L174 261L175 263L178 262V264H190L192 262V260L194 258H196V256H197V254H195L192 251V248H193V246L197 245L201 239V236L198 235V233H200L199 232V230H200L201 232L207 234L208 237H210L211 239L214 236L215 241L217 243V247H216L215 252L211 253L210 251H208V252L204 253V258L207 260V264H218V263L219 264H223V263L224 264H257L259 262H261V264H264V242H263V240H264V223L263 224L261 223L262 224L261 227H260L261 224L260 225L258 224L260 217L262 216L264 218V213L261 214V210H259L257 213H255L253 206L251 204V201H250L252 196H254V195H256L258 198H261L264 200V173L258 174ZM99 181H98V183H99ZM24 183H26V182H24ZM57 184H58L59 188L57 187ZM54 185H56V186H54ZM38 186H40V187H38ZM42 186H46V189H49V191H47V190L43 191V189L41 190ZM53 186L55 188H53ZM26 187L27 188L29 187V190L25 191L27 189ZM30 187L33 188V190L30 189ZM252 187H253V189H251ZM20 188H22V189H20ZM42 188H44V187H42ZM51 188H53V189L51 190ZM75 188H78V187L76 186ZM190 188H193V189H190ZM159 191H160V193H158L157 196L160 198V205H161L160 208L163 207L161 209L164 210V209H166L164 207V205L168 207L167 208L168 210H164L165 214L167 213V215H165L166 217H164V216L163 217L166 219V218H168L167 216L170 214L169 216H171V220L175 221L176 218H174V216L172 215L171 209L169 208V206L171 207L173 205L171 203L172 202L171 201L172 198L170 196L171 191L170 190H169V192H168V190H166V191L159 190ZM68 193H70V194L68 195ZM166 193H168V194H166ZM54 195H56V194H54ZM1 196H2V194H1ZM197 196H198V193H197ZM51 197H52V195H51ZM65 197H64V200H62V196H60V201H59L58 206H61V207H57V209L59 208L61 210V209L67 208L70 205L69 204L70 201L68 202L69 197H68V199ZM143 197H144V199H142ZM2 198H4V197H2ZM54 198L58 202L57 196L56 197L54 196ZM161 198L164 199L163 200L164 202L161 201ZM32 199H33V201H32ZM49 199H50V196H49ZM66 199H67V201H66ZM133 199H135V201ZM168 199H170L169 202H167ZM48 201H49L48 203L51 202L50 200H48ZM132 202L134 204V207L138 211L140 210L139 212L137 210L134 211V209H135L134 207H132V208L128 207V206L131 207ZM162 202H163V205H162ZM193 203H195V201H193ZM43 204L39 203L38 209L41 207L44 208L45 206H43ZM50 204L52 205L51 208L49 207L50 210H54L53 205L56 204L55 200H54V202H51ZM83 204L84 203L79 202L78 203V206H79L78 209L82 208L84 206ZM167 204H172V205H167ZM227 205H229L230 207L227 208L226 207ZM31 206H32V204H31ZM224 206L227 210H225ZM54 207H55V205H54ZM104 207L105 206L101 207V209L99 210L100 213L102 212L101 214H103L105 212ZM119 207H121V208L118 210ZM126 207L129 208V213L127 210L128 208H126ZM232 207L234 209H231ZM0 208H2V206H0ZM75 208H76V206L75 207L73 206L71 208L69 207V210L67 212L65 211L67 213V218L71 219L73 222L79 216V214H78V212H76ZM84 208L87 209V207H84ZM150 208H151V206H150ZM222 208H224L225 212ZM57 209L55 210V212L57 211ZM73 209L75 211H73ZM130 209H133V212L131 211L132 213L130 212ZM50 210H48V213H46L48 216L52 215L50 213ZM185 211H186V215L184 214ZM126 212H127V214H126ZM150 212H152V211H150ZM100 213L98 214L99 217L101 215ZM130 213L132 214V217H131ZM133 213H135L136 215L135 214L133 215ZM222 213L224 214V216H222ZM46 214H45V216H47ZM187 215H189V216H187ZM101 216L103 217V215H101ZM136 216H138V217H136ZM190 216H191V218H190L191 222L188 221L190 223L187 225L186 223H188V222H185V221H187L188 220L187 217L189 218ZM80 217L85 218V216H83L82 214H80ZM133 217H135L134 219H136L135 221H137V223H135V221L132 222L134 220V219H132ZM140 218H142L143 220H144V218L146 219L144 221L147 224L146 225L147 229L145 226V222H143V220ZM28 219H29V217H28ZM141 220H142V222H141ZM192 220L194 222H192ZM242 221H244V223ZM122 223H123V221H122ZM85 224L86 225L84 226V232L86 231V229L89 226V224H87L86 222H85ZM114 224H115V226H114ZM116 224H118V225L116 226ZM127 224H129V225L127 226ZM136 224H138V226ZM139 224H143V225L139 226ZM197 224L199 225V228H198ZM257 224L259 227L255 228ZM243 226H244V230L247 232L246 238L250 237V238H247L248 240L250 239V241H248V246H245V248H243L244 247L243 243H241V241H239L235 247V250L233 252H230V253H227V251H223L221 248H218V245L220 242V240H218V239L221 235V234L219 235V233L221 232V230H224L225 235L229 230L230 236H228V237H231V239H232L233 238L232 236L235 235L234 236V238H235L238 234L241 233V231L242 232L244 231ZM245 226L247 228H245ZM130 227H132V229ZM94 228H95V225H94ZM96 228H97V226H96ZM135 228H137V229L135 230ZM149 228L154 230V231H150ZM99 229H96L97 232L100 231ZM62 230L63 231L58 234L59 237H56L54 239V243L52 244V246H50V248L53 247L54 251L49 252L50 254L52 253L51 255L48 254V256H50V257H48L49 261L45 259L44 260L45 262H43L42 264H62V263L68 264L70 262V260H71L70 264H72L73 262H74L73 264H94V261H95L94 259H96L95 264H104V260H103L104 257L102 258L101 254L103 253L102 248L105 244V241H101L96 237L90 238V237H87L85 235H84L85 238H84V236L81 237L82 234L80 236V231H77L79 234V235H77V237H79L80 239L81 238H84V239H81V240L79 238L73 239V237L71 236V235H73L71 231L66 230V229H62ZM132 231H134V233ZM118 233L120 235H118ZM22 234L27 235V237L22 239ZM257 235H260V237ZM123 237H124V239H123ZM255 237H257L258 239ZM125 238H127V239H125ZM184 238L187 240L185 241ZM252 238H253V240H252ZM93 239H94L95 243L93 242ZM96 239H98V240H96ZM70 240H74L75 244H73V241H70ZM123 240L125 242V247H123L124 242L122 245ZM69 241L75 246H71L72 244H70ZM96 241H98V242L96 243ZM99 241H101V243H99ZM136 241L138 242V244ZM233 241H234V239H233ZM21 242H23V244H24L23 247L20 246ZM89 242H91V243H89ZM102 242H104V243H102ZM115 242L117 244H115ZM184 242H185V245H184ZM119 243H120V245H119ZM250 243H252V244L250 245ZM259 243H260V245H258ZM116 245H117V247L119 245V249H121V250H119L118 248L115 249ZM132 245H130V246H132ZM98 247H102L100 249V251L97 250ZM85 248H87V249L89 248L90 253L92 251L95 252L97 250V252L99 253V254H97V256L98 255H100V256H98V258H95L94 256L88 257L91 255L88 254L89 253V252H87L88 250H84ZM82 249L84 251H82ZM93 249H95V251ZM77 252H81V253L87 252L86 254L88 255L87 256L88 258L85 257L86 254H82V255H84L82 258V255L81 256L77 255L78 254ZM93 252H92V254H93ZM100 252H102V253L100 254ZM192 252H193V254H192ZM81 253H79V254H81ZM232 253H233V255H232ZM234 253H236V254L234 255ZM19 254H20V259L16 263L15 260H17V257L19 256ZM207 254H208V256H207ZM209 254H211V255H209ZM136 255H134V256H136ZM236 256L238 257L239 261L237 260ZM214 257H215L216 263L214 261ZM233 257H235V258H233ZM239 257H240V259H239ZM229 259H231V260H229ZM211 261H212V263H211ZM223 261H225V262H223ZM75 262H77V263H75ZM114 262H112V263H114ZM235 262H237V263H235ZM175 263H173V264H175ZM0 264H2V262H0Z\"/></svg>",
  "mask_w": 264,
  "mask_h": 264
}]
</instances>
